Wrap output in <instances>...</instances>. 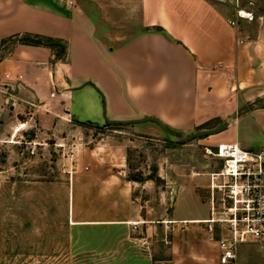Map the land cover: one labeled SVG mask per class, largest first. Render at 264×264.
I'll use <instances>...</instances> for the list:
<instances>
[{
	"label": "crops",
	"instance_id": "1",
	"mask_svg": "<svg viewBox=\"0 0 264 264\" xmlns=\"http://www.w3.org/2000/svg\"><path fill=\"white\" fill-rule=\"evenodd\" d=\"M70 1L0 0V76L14 78L10 84L16 109L34 110L45 129L68 121L101 126L105 117L111 121L152 117L175 133L192 134L219 121L229 126L210 136L213 147L222 142H238L245 149L259 142L264 147L259 134L264 135V18L242 26L239 35L245 43L238 45L237 31L228 23L237 0H138L134 4L139 26L111 46L99 33L98 23L87 26L80 21ZM257 5L264 17V2ZM26 35L65 48L23 44L19 39ZM77 96L91 108L92 120L78 117ZM132 126L153 137L167 132L154 123ZM103 180L111 183L113 197L131 200L138 185L121 173ZM177 209L166 222L181 221L187 228L173 232L169 256L140 264H219L217 243L204 225L191 223L206 220L208 213L185 217ZM113 213L89 224L121 226L144 220L134 208H114ZM247 246L253 248L243 253L245 246L240 248L238 264L255 250L264 252V246Z\"/></svg>",
	"mask_w": 264,
	"mask_h": 264
},
{
	"label": "rangeland",
	"instance_id": "2",
	"mask_svg": "<svg viewBox=\"0 0 264 264\" xmlns=\"http://www.w3.org/2000/svg\"><path fill=\"white\" fill-rule=\"evenodd\" d=\"M71 1L80 21L98 23L111 46L139 26L138 0H130L129 6L124 0H99L101 5ZM10 82L0 76V264H140L167 258L173 232L187 228L166 222L173 211L178 207L185 217L208 213L205 186L216 160L205 149L214 148V138L189 137L225 123L160 137L142 135L132 125L107 123L68 121L45 129L34 110L13 105ZM74 103L80 119L92 120V110L81 97ZM260 148L258 142L250 150ZM113 173L137 181L132 200L113 197L111 183L103 180ZM114 208H134L144 220L121 226L89 224L112 217ZM243 246L240 253L253 248ZM239 264H264V252L255 250Z\"/></svg>",
	"mask_w": 264,
	"mask_h": 264
},
{
	"label": "built area",
	"instance_id": "3",
	"mask_svg": "<svg viewBox=\"0 0 264 264\" xmlns=\"http://www.w3.org/2000/svg\"><path fill=\"white\" fill-rule=\"evenodd\" d=\"M234 11L228 23L237 31V44L242 45V26L264 17L256 0H237ZM6 79L14 80L9 75ZM205 151L216 160L207 173L205 187L208 218L191 223L204 225L210 240L217 243L219 264H238L243 245L264 246V147L250 150L238 142H222Z\"/></svg>",
	"mask_w": 264,
	"mask_h": 264
},
{
	"label": "water",
	"instance_id": "4",
	"mask_svg": "<svg viewBox=\"0 0 264 264\" xmlns=\"http://www.w3.org/2000/svg\"><path fill=\"white\" fill-rule=\"evenodd\" d=\"M47 45H49V46L59 45V46H62L63 48H65V45L62 43H59V42H49ZM91 85L101 94L99 89L94 84H91ZM103 100H104V113H106L105 99L103 98ZM105 120H106V123L109 125H112V124L134 125V124H140V123H154V124L158 125L160 128H162L163 130H166L167 132H169L170 134L175 133L171 128H169L168 126L163 124L161 121H159L156 118H152V117H146V118H142V119H138V120H121V121H111L107 117H105ZM228 126H229V123H225L222 126L215 128V129L205 130V131L194 133L189 137V140L207 138L210 136H215V135L221 134L222 132L227 130Z\"/></svg>",
	"mask_w": 264,
	"mask_h": 264
},
{
	"label": "trees",
	"instance_id": "5",
	"mask_svg": "<svg viewBox=\"0 0 264 264\" xmlns=\"http://www.w3.org/2000/svg\"><path fill=\"white\" fill-rule=\"evenodd\" d=\"M19 41L23 44H28V45H47L49 42V40H46L44 38L38 37V36H30V35H26L22 38L19 39Z\"/></svg>",
	"mask_w": 264,
	"mask_h": 264
}]
</instances>
